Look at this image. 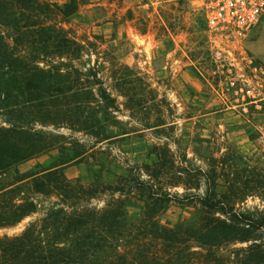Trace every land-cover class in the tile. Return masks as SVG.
<instances>
[{"label": "trees", "instance_id": "16d2710c", "mask_svg": "<svg viewBox=\"0 0 264 264\" xmlns=\"http://www.w3.org/2000/svg\"><path fill=\"white\" fill-rule=\"evenodd\" d=\"M85 1L0 0V110L7 113V126L0 125V228L38 211L26 190L55 198L21 233H0V264H264V213L236 206L248 194L264 197V182L248 192L236 183L220 190L208 176L204 194L177 200L156 191L160 161L150 164L155 173L136 165L112 182L87 184L69 180L58 164L18 172V164L59 144L36 123H65L98 142L111 137L105 120L116 100L94 70L74 66L83 43L63 24ZM142 170L150 178H141ZM103 193V204L94 206ZM173 197L196 199L198 214L161 224L157 215Z\"/></svg>", "mask_w": 264, "mask_h": 264}, {"label": "rangeland", "instance_id": "374dc122", "mask_svg": "<svg viewBox=\"0 0 264 264\" xmlns=\"http://www.w3.org/2000/svg\"><path fill=\"white\" fill-rule=\"evenodd\" d=\"M63 24L83 43L74 66L83 72L94 70L116 100L117 109L105 120L111 137L98 142L65 123H36L59 136V144L18 164L19 173L58 164L72 182H112L136 165L147 164L148 173H155L150 164L160 161L156 191H167L177 200L204 194L208 176L220 190L236 183L248 192L253 183L264 182V101L244 110L224 96L196 1L86 0ZM238 44L264 65V17ZM0 125L7 126L4 110ZM76 153L80 155L67 161ZM18 172L12 170V176ZM140 173L144 180L150 178L147 171ZM26 193L40 203L38 211L0 228L1 234L21 233L55 200L31 190ZM100 195L102 199H93L94 206L107 198V193ZM177 200L173 197L158 213L161 224L174 226L198 214L196 199ZM236 206L264 213V197L248 194ZM130 211L135 214L136 209Z\"/></svg>", "mask_w": 264, "mask_h": 264}, {"label": "built area", "instance_id": "2783aa9c", "mask_svg": "<svg viewBox=\"0 0 264 264\" xmlns=\"http://www.w3.org/2000/svg\"><path fill=\"white\" fill-rule=\"evenodd\" d=\"M196 1L205 19L214 73L223 85V94L247 110L264 101V65L244 50L238 41L246 38L264 17V0H183ZM239 46V47H238ZM225 86V87H224Z\"/></svg>", "mask_w": 264, "mask_h": 264}]
</instances>
